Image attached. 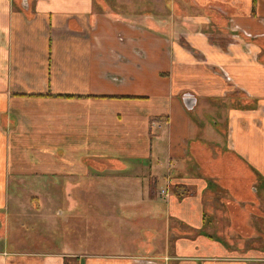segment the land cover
<instances>
[{"label":"crops","instance_id":"0c3cea01","mask_svg":"<svg viewBox=\"0 0 264 264\" xmlns=\"http://www.w3.org/2000/svg\"><path fill=\"white\" fill-rule=\"evenodd\" d=\"M178 1L0 0V264H259L264 0ZM26 209L111 235L8 248Z\"/></svg>","mask_w":264,"mask_h":264},{"label":"rangeland","instance_id":"374dc122","mask_svg":"<svg viewBox=\"0 0 264 264\" xmlns=\"http://www.w3.org/2000/svg\"><path fill=\"white\" fill-rule=\"evenodd\" d=\"M91 1H92V8L95 10L107 8L114 11L127 12L129 10L136 9V10H151V11H155L156 13L157 11H160V9H167V7L164 5L166 0H162V1L161 0L160 1L158 0H91ZM183 1L184 0H179L178 3L182 6H185ZM159 5H161V7H159ZM256 186L258 189V191L256 192L257 195L251 199L252 200L251 205L257 206L256 201H258L259 199L261 200V207L258 208L256 207L257 208L256 210L257 211L259 209L261 210L262 217H260L261 218L260 220L262 221L263 227L259 229L258 225L255 224L256 229L258 230L256 237L250 238V240L247 239L243 242H240V245L241 244L244 245V251L247 252L246 254L250 256H252L253 254L252 253L253 249L258 248L257 247L258 245L264 247V181L262 182L261 187L259 183ZM77 194L79 195V193L76 192L75 196ZM81 194L83 197L86 193H81ZM31 195L33 196V194ZM31 195L30 194L28 195V193H24L23 195L24 197L23 200L25 202L27 201L26 206L29 205V199L31 198L30 197ZM85 198L87 199V201H89L92 204L90 205L92 211L94 204L96 203L94 192H88ZM248 198H251V196L248 195ZM74 203L75 202H73L71 206L75 209L76 203L75 205ZM78 210L79 209H77V211L75 212H71V214H69V216L64 220H62V217H60L58 213H54L55 216L60 218V221H58L57 219L56 226L51 229H49L48 226H46L45 222L29 223L30 220L32 219V218L30 219V217L32 216L34 218L35 216L33 214L31 215L30 213L25 212L27 211V209L24 210L23 214H21V217L26 219L25 221L28 222H21L10 226L7 224L5 225L6 231H10V232L13 231V237H11L9 243L6 244V247L15 248L18 250L34 249L35 247H33L34 244H32V242H35L36 239L37 240L36 244L38 245V248L40 247L46 248L48 246L62 248L64 243L69 242L70 244L74 245L72 242H75V240L77 239L88 240L91 237H94L95 235L96 237V239L94 240L95 244H93L92 247L98 251L104 250L102 244L105 241L109 240L106 239L105 237L109 234L111 235V232L109 230L102 231V227H100L98 231L95 229L94 232L89 231L87 228H83V229L78 228L79 226H82V224H78V220H83V216H84V215H78L79 214ZM77 215H78V220L76 221ZM38 217H42V216H38ZM253 220L255 222L253 216L247 217V221L252 222ZM247 225L250 227L252 226L251 223H248ZM222 227H224V225H222ZM259 232L261 233L260 236L258 235ZM25 236L26 237L30 236V237L23 239V237ZM31 237L32 239H30ZM216 237L219 238L220 236L216 235ZM257 237H259L261 240H256ZM67 238L70 239V241H66ZM220 242L224 245L225 248H227L229 245L227 239L224 242L223 241ZM235 244H238L237 240H235ZM74 249L77 250V247ZM257 259L259 260L257 261V263L264 264V256L262 258H257ZM251 264H253V261H251Z\"/></svg>","mask_w":264,"mask_h":264},{"label":"trees","instance_id":"16d2710c","mask_svg":"<svg viewBox=\"0 0 264 264\" xmlns=\"http://www.w3.org/2000/svg\"><path fill=\"white\" fill-rule=\"evenodd\" d=\"M177 186H179V185H176V186H174V188H173V190L175 191V192H177ZM180 187V186H179ZM188 193V191L186 190V188H185V190H183L182 191V193H178L180 196H183V195H185V194H187ZM65 264H75L74 263V261H73V258H71V257H67V258H65Z\"/></svg>","mask_w":264,"mask_h":264}]
</instances>
